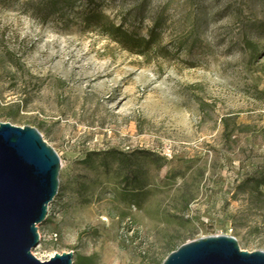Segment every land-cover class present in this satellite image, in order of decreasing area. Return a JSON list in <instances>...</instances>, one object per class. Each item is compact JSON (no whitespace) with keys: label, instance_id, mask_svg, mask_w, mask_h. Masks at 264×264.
Here are the masks:
<instances>
[{"label":"rangeland","instance_id":"obj_1","mask_svg":"<svg viewBox=\"0 0 264 264\" xmlns=\"http://www.w3.org/2000/svg\"><path fill=\"white\" fill-rule=\"evenodd\" d=\"M53 2L0 0V124L62 161L33 256L162 264L215 236L264 252V0ZM156 23L145 55L109 29Z\"/></svg>","mask_w":264,"mask_h":264},{"label":"water","instance_id":"obj_2","mask_svg":"<svg viewBox=\"0 0 264 264\" xmlns=\"http://www.w3.org/2000/svg\"><path fill=\"white\" fill-rule=\"evenodd\" d=\"M61 167L36 129L0 124V264H74L72 253L46 262L32 254L58 196ZM162 264H264V252L242 251L232 237H206L182 245Z\"/></svg>","mask_w":264,"mask_h":264},{"label":"trees","instance_id":"obj_3","mask_svg":"<svg viewBox=\"0 0 264 264\" xmlns=\"http://www.w3.org/2000/svg\"><path fill=\"white\" fill-rule=\"evenodd\" d=\"M54 1H55V2H53L54 3L53 4L54 11H53L52 15H56L59 12L60 6L62 5L63 0H54ZM109 29L113 30V37L114 38L116 37L115 39H118L117 41L119 44L123 45L124 47H131V48H129V49H131V51H133L135 49L141 50V52H140V53H142L141 55H145L148 51H150L152 49V47L156 43V37H157L156 31L158 29V24L157 23L155 24L148 40H142L140 38H137L133 34H129L128 32H126L124 30L123 26H120L118 28L111 26V27H109ZM4 56L10 65H12L14 67L23 66L21 63V58H19L13 52L6 50L4 53ZM180 247L181 246H177L171 252L178 250Z\"/></svg>","mask_w":264,"mask_h":264},{"label":"built area","instance_id":"obj_4","mask_svg":"<svg viewBox=\"0 0 264 264\" xmlns=\"http://www.w3.org/2000/svg\"><path fill=\"white\" fill-rule=\"evenodd\" d=\"M105 223H108L106 220H105ZM56 237V236H55Z\"/></svg>","mask_w":264,"mask_h":264}]
</instances>
